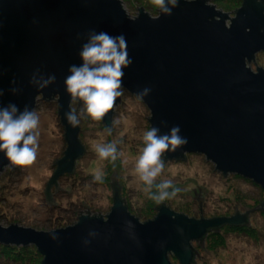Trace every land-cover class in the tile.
I'll return each instance as SVG.
<instances>
[{
  "label": "water",
  "instance_id": "1",
  "mask_svg": "<svg viewBox=\"0 0 264 264\" xmlns=\"http://www.w3.org/2000/svg\"><path fill=\"white\" fill-rule=\"evenodd\" d=\"M137 14L129 15L122 0H0V107L12 102L35 110L42 98H57L68 147L55 178L73 172L86 146L80 124L73 128L65 118L73 103L64 80L71 65L82 63L90 31L123 34L133 61L123 70V89L137 95L150 88L142 100L151 127L165 134L178 125L188 140L166 159L200 153L223 173L264 189V67L249 64L264 52V0H245L233 17L210 0H179L171 15L155 16L143 6ZM34 75L56 80L40 89L30 83ZM122 97L103 118L109 128ZM7 167L16 166L0 152V174ZM115 199L107 216L83 214L60 229L0 223V244L34 245L43 264H172L171 254L191 264L193 240L209 228L248 220L246 214L194 218L163 205L142 221L119 193Z\"/></svg>",
  "mask_w": 264,
  "mask_h": 264
},
{
  "label": "rangeland",
  "instance_id": "2",
  "mask_svg": "<svg viewBox=\"0 0 264 264\" xmlns=\"http://www.w3.org/2000/svg\"><path fill=\"white\" fill-rule=\"evenodd\" d=\"M210 2L225 9L230 17L236 15V8L242 7L236 0ZM132 4L125 6L133 14L143 6L150 14L159 15L150 0L145 4ZM255 60L252 65L255 70L258 66L264 67V52H259ZM72 106L78 113L83 107L82 102ZM35 111L40 117L37 158L31 165L7 167L1 172V224L17 223L48 231L71 226L83 214L105 217L116 202L115 183L121 187L120 195L131 212L142 221H150L159 214L161 204L149 198L135 172V162L143 148V135L151 129V110L142 98L123 89L122 101L116 106L113 118L118 123L113 122L111 134L104 119L96 121L82 117L80 137L86 146L85 155L76 162L73 172L57 178L58 159L66 156L68 147L58 99L42 98ZM111 142L117 143L119 155L115 162L100 159L94 150L96 145ZM187 155L185 160L162 157L165 167L156 182L172 180L180 189L174 198L163 202L167 207L194 218H231L263 205L264 189L255 181L223 173L206 155L195 152ZM98 170L103 172V182L93 180ZM249 216L250 225L245 222L223 224L204 241L193 240V248L198 253L195 264H264V209L259 208ZM2 252L0 249V264L21 263L20 258L10 259ZM170 259L172 264H182L174 254ZM25 260L37 264V260L31 261L29 257Z\"/></svg>",
  "mask_w": 264,
  "mask_h": 264
},
{
  "label": "clouds",
  "instance_id": "3",
  "mask_svg": "<svg viewBox=\"0 0 264 264\" xmlns=\"http://www.w3.org/2000/svg\"><path fill=\"white\" fill-rule=\"evenodd\" d=\"M187 2L191 3L192 0ZM151 3L160 14L171 15L172 8L178 6L179 0H151ZM79 56L82 63L79 66L71 65L70 75L64 80L71 103L82 102L83 105L79 113L75 108H70L65 113L68 124L73 128L79 126L82 117L99 121L114 108L117 98L123 95V70L133 62L129 57L125 36H112L103 31H90L88 42L82 45ZM55 80V75H49L47 79L38 81L34 75L30 83L43 89ZM11 91L15 94L18 89L12 88ZM150 91V88L145 87L137 95L143 99ZM2 95L3 91L0 90V96ZM39 124V115L27 105L22 111L12 102L0 107V152L4 153L9 164L28 166L36 160ZM108 131L111 134V128ZM180 131L177 125L168 133L160 134V129L152 126L143 135V148L135 162V172L143 182L149 198L158 205L174 198L180 191L172 180L156 182L165 167L162 159L164 154L176 152L188 143L187 138L180 135ZM94 150L100 159L111 162H115L119 155L116 142L96 145ZM103 179L102 171L98 170L93 174L94 181L103 182Z\"/></svg>",
  "mask_w": 264,
  "mask_h": 264
},
{
  "label": "trees",
  "instance_id": "4",
  "mask_svg": "<svg viewBox=\"0 0 264 264\" xmlns=\"http://www.w3.org/2000/svg\"><path fill=\"white\" fill-rule=\"evenodd\" d=\"M123 1V4H128V3H134L132 4V6H136L138 3H143L145 4V2H149V0H122ZM217 1H221V0H217ZM237 2H241V5L243 6L244 5V2L245 0H236ZM136 2V4H135ZM151 2V0H150ZM152 4V3H151ZM154 6V5H153ZM238 9L239 8H236L235 9V12L237 13L238 12ZM225 10V9H224ZM128 13L129 15L133 14L130 12V10L128 9ZM255 63V60L251 61L249 64L252 66L253 64ZM255 65V64H254ZM253 65V66H254ZM77 113H78V110H77ZM188 155L185 156V158H182V159H186ZM182 159H178V160H182ZM115 187H116V193H121V187H119V185H117L115 183ZM121 197V195H120ZM122 198V197H121ZM124 199V198H123ZM126 203V201H125ZM128 205V204H127ZM164 204L162 203L161 205L158 206V208H161ZM263 207H264V202H263ZM91 215V214H90ZM246 215L248 216V220L245 222L246 224H249L250 225V216H249V213H246ZM196 218V217H195ZM201 219H204L203 217H201ZM245 224V225H246ZM244 225V224H243ZM242 225V226H243ZM240 226V227H242ZM221 227V226H220ZM218 227V228H209L208 230V233L202 238L200 239L199 241H204V239L209 235L210 232H217L219 231L221 228ZM0 249L4 252V253H7V256L11 259H15V258H20L21 259V263L20 264H29L30 262H28V260H25L27 257H29V260L31 261H36L37 264H43L44 262V256L43 254L41 253L40 249L37 248L36 246L34 245H26V246H17V245H8V244H3L2 247H0ZM2 252V253H3ZM194 252H195V257H194V260L191 262V264H195L196 263V257L198 255V253L196 252V250L194 249ZM34 258V259H32ZM16 260V259H15Z\"/></svg>",
  "mask_w": 264,
  "mask_h": 264
},
{
  "label": "built area",
  "instance_id": "5",
  "mask_svg": "<svg viewBox=\"0 0 264 264\" xmlns=\"http://www.w3.org/2000/svg\"><path fill=\"white\" fill-rule=\"evenodd\" d=\"M133 17H135L136 15H138V14H131Z\"/></svg>",
  "mask_w": 264,
  "mask_h": 264
}]
</instances>
